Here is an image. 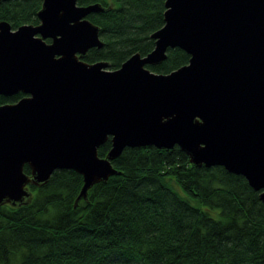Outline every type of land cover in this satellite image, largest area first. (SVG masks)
<instances>
[{"label": "water", "instance_id": "water-1", "mask_svg": "<svg viewBox=\"0 0 264 264\" xmlns=\"http://www.w3.org/2000/svg\"><path fill=\"white\" fill-rule=\"evenodd\" d=\"M40 1L39 24L0 21V95L23 94L0 104V205L28 203L29 184L58 169L82 176L76 204L119 174L111 161L124 148L174 145L196 166L243 176L264 202V0H164L153 49L116 69L84 60L103 46L86 16L109 7ZM175 47L186 64L146 67Z\"/></svg>", "mask_w": 264, "mask_h": 264}, {"label": "trees", "instance_id": "trees-1", "mask_svg": "<svg viewBox=\"0 0 264 264\" xmlns=\"http://www.w3.org/2000/svg\"><path fill=\"white\" fill-rule=\"evenodd\" d=\"M109 7L86 16L99 27L100 48L84 60L120 67L134 53L154 47L150 34L163 21L164 0H76ZM40 0L0 3V21L13 29L37 24ZM146 65L168 73L188 62L182 49ZM23 94L0 95V104ZM110 137L98 147L104 156ZM119 174L75 199L82 176L52 172L31 186L23 205H0V264H264V202L245 178L222 166H196L177 146L126 147L111 161ZM23 172L29 174L26 164Z\"/></svg>", "mask_w": 264, "mask_h": 264}, {"label": "bare ground", "instance_id": "bare-ground-1", "mask_svg": "<svg viewBox=\"0 0 264 264\" xmlns=\"http://www.w3.org/2000/svg\"><path fill=\"white\" fill-rule=\"evenodd\" d=\"M77 3V2H76ZM37 24H39V21H38V23ZM28 25H30V24H28ZM32 25H36V24H32ZM166 52H167V50H166ZM167 56V55H166Z\"/></svg>", "mask_w": 264, "mask_h": 264}, {"label": "flooded vegetation", "instance_id": "flooded-vegetation-1", "mask_svg": "<svg viewBox=\"0 0 264 264\" xmlns=\"http://www.w3.org/2000/svg\"><path fill=\"white\" fill-rule=\"evenodd\" d=\"M40 2H41V1H40ZM46 41H47V42H50V39H48V40L46 39Z\"/></svg>", "mask_w": 264, "mask_h": 264}, {"label": "rangeland", "instance_id": "rangeland-1", "mask_svg": "<svg viewBox=\"0 0 264 264\" xmlns=\"http://www.w3.org/2000/svg\"><path fill=\"white\" fill-rule=\"evenodd\" d=\"M31 195H32V193H31Z\"/></svg>", "mask_w": 264, "mask_h": 264}]
</instances>
